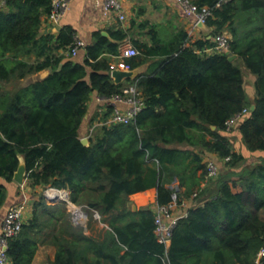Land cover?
Returning a JSON list of instances; mask_svg holds the SVG:
<instances>
[{
    "label": "trees",
    "instance_id": "obj_1",
    "mask_svg": "<svg viewBox=\"0 0 264 264\" xmlns=\"http://www.w3.org/2000/svg\"><path fill=\"white\" fill-rule=\"evenodd\" d=\"M191 1L211 8L212 37L231 33L229 51L199 52L213 47V39L186 46L185 30L165 41L156 25L141 23L150 25L152 44L134 39L139 54L127 64L135 69L150 57L159 59L147 73L116 84L111 61L103 57L120 53L119 41L129 30L112 31V38L97 32L83 63L66 60L55 50L73 45L72 26L55 43L52 35L39 37L54 0H5L0 8V208L8 195L2 180L14 181L23 156L29 186L67 189L89 216L87 226L76 224L64 204L51 205L41 194L33 217L10 240V264H32L41 233L51 235L58 248L52 264H257L264 245V156L238 171L248 157L234 150L224 133L238 131L246 152L264 154V0ZM230 54L237 58L229 60ZM242 66L255 76L253 100ZM46 69H51L46 78L17 87ZM127 82L137 84L145 100L136 121L98 126L90 144H83L80 128L92 95L110 98ZM245 108L248 114L228 127ZM108 110L106 118L112 107ZM206 152L225 160L215 182L207 180ZM175 181L179 186L172 187ZM154 187L158 205L171 203L175 193L179 204L182 196L198 193L174 228L170 246L156 234L155 207L132 206L131 195ZM96 212L108 226L100 236L87 233Z\"/></svg>",
    "mask_w": 264,
    "mask_h": 264
},
{
    "label": "crops",
    "instance_id": "obj_2",
    "mask_svg": "<svg viewBox=\"0 0 264 264\" xmlns=\"http://www.w3.org/2000/svg\"><path fill=\"white\" fill-rule=\"evenodd\" d=\"M123 4L125 8L126 19L120 20L116 14L107 12L104 6V0H71L70 8L59 23L51 22L47 15L43 16L39 37L52 35L54 39L53 42L55 43L61 31L67 26H72L75 30V39L78 38L82 40L85 43V46L79 50V53L76 56H72L70 54V46L66 49L62 48L55 50V54L57 56L63 55L66 57V60L72 59L79 63H83L85 61L88 55L87 46L95 41L94 35L97 32H102L103 35L104 32H107L108 36H104L112 38V31H117L119 29H125L127 31L129 30V36L124 41H119L120 49L122 46L133 45L134 39L145 41L151 45L152 40L148 35L151 24L157 26V32L159 36H161L165 41L175 38L177 31L182 29L185 30L189 35V40L186 42V46H192L197 40L210 39L209 34H206L197 25L196 17L188 16L182 4L178 0H123ZM4 5L5 0H0V8ZM134 21L136 22V25H132V22ZM145 22H148L150 25L148 24L147 27L140 26L141 23ZM211 39H213V37ZM103 58H107L111 62L115 61L114 56L110 54H105ZM31 59H36V55L33 54ZM158 59L159 57H150L147 62L142 65V73H147ZM242 68L248 79V84L246 85L248 95L250 99L253 100L256 96L255 76H253L244 66H242ZM49 70L51 72V69ZM42 72L22 79L16 84L17 87L28 85L32 78L37 79L43 74ZM108 106V98L106 99L101 97L98 93H94L92 95L88 112L80 128L81 138H88L90 141V137L96 131V128H98V126L101 124H106L104 121L106 119V114L109 112ZM107 118L111 119L110 113ZM224 134L228 135L230 138H234L236 136V138L242 141L241 135L236 130L233 133ZM244 149L245 151L243 152L245 153V146ZM199 150V148H196V151ZM253 154L254 155L252 156V153L250 152L245 153L248 158H260L264 156V154L261 153ZM203 156V161L206 164L209 161H215L218 164L221 163L220 166L222 167V164L225 163V160H221L215 153L206 152ZM259 160L260 159L257 161ZM200 174L201 171H199V175ZM2 181L8 189V195L4 205L0 208V230L3 220L9 209L20 202H26L28 209L30 208V211L27 210L26 222L30 220L33 217V212L31 211L34 207V204L40 199L41 196V192H39V188L41 187L33 188L27 184V180L23 185H20L16 181ZM179 183V181H175L172 186H179ZM206 184V181H204L202 183V188H204ZM180 190L184 195L186 188L182 187ZM67 192L70 193L69 190H67ZM157 194L158 190L154 187L131 195L130 198L132 200L133 208L139 209L141 207L154 206L156 209L158 206ZM190 196L182 197L183 200L188 201L190 200ZM194 204L195 200L191 201V206ZM184 210V208L179 206L176 209V213L184 212ZM88 222L89 221L87 220L85 226L88 225ZM107 227L108 226L100 219L94 218L91 220L90 228L87 229V233L94 236H100ZM45 231L49 232L50 228H46ZM40 236L42 240L39 242V246L32 264H52L55 260L58 248L52 243L51 235L41 233Z\"/></svg>",
    "mask_w": 264,
    "mask_h": 264
},
{
    "label": "built area",
    "instance_id": "obj_3",
    "mask_svg": "<svg viewBox=\"0 0 264 264\" xmlns=\"http://www.w3.org/2000/svg\"><path fill=\"white\" fill-rule=\"evenodd\" d=\"M188 16H194L199 22L207 23L209 17L212 15V10L208 6H198L191 0H178ZM71 0H54L52 11L48 19L53 23H59L63 16L70 8ZM104 6L107 12L116 14L120 20L126 19L125 8L123 0H104ZM232 36L228 32H222L213 37L215 45L210 48H205L199 52H206L208 54L228 52L230 49V42ZM85 46V43L80 39H75V42L70 46V54L76 56L79 50ZM138 49L133 45L122 46L120 53L114 56L115 61L110 63V74L116 69H131L127 64L126 59L138 55ZM108 104L112 107L110 116L115 124H130L136 121L137 115L145 107V100L142 91L135 83H125L120 91L108 98ZM249 108H245L242 112L237 114L234 118L228 121V127H232L239 120L248 114ZM207 178H214L217 176L219 167L215 161L208 163ZM175 187V185H173ZM46 197L50 200H58L62 198L68 204V210L72 214L76 224L85 225L88 220V213L84 207L73 203L70 200V193L67 189H58L55 187H48ZM198 193L195 192L190 200H183L181 204L178 203L177 194H174V200L167 205H158L156 210V234L160 242L168 246L169 240H172L173 230L178 221L187 216L188 208L191 207V201L195 200ZM181 206L184 212L176 213V209ZM28 206L26 202H20L12 206L7 212L0 230V264H10V256L8 253L10 240L19 236L24 224L26 223V214ZM95 218L100 219V214L95 213ZM257 264H264V245L260 249L257 259Z\"/></svg>",
    "mask_w": 264,
    "mask_h": 264
},
{
    "label": "water",
    "instance_id": "obj_4",
    "mask_svg": "<svg viewBox=\"0 0 264 264\" xmlns=\"http://www.w3.org/2000/svg\"><path fill=\"white\" fill-rule=\"evenodd\" d=\"M198 26L206 33L209 34V38H212V27H210L207 23L199 22ZM104 35L108 36L107 32H104ZM237 58L236 54H230L229 55V60H234ZM42 72V71H41ZM143 72V67H137L135 69H116L111 73V76L116 84H122L126 82L129 79H136L139 75H141ZM43 74L38 77L37 79L32 78L31 82L37 81V80H42L46 78L51 72L49 69L43 70ZM30 82V83H31ZM256 109V105L252 104L251 110L254 111ZM213 129H216V126H212ZM82 143L88 146L90 144V141L88 138H82ZM26 173H27V165L25 158L23 156L20 157V165L18 167V170L14 174V181L19 183L20 185H23L27 178H26ZM173 187V186H172ZM177 190H179V187H177ZM135 209V208H134ZM172 243V240H169L168 246H170Z\"/></svg>",
    "mask_w": 264,
    "mask_h": 264
},
{
    "label": "rangeland",
    "instance_id": "obj_5",
    "mask_svg": "<svg viewBox=\"0 0 264 264\" xmlns=\"http://www.w3.org/2000/svg\"><path fill=\"white\" fill-rule=\"evenodd\" d=\"M226 32H227V31H226ZM228 33H229V32H228ZM229 34L231 35V33H229ZM231 36H232V35H231ZM104 122H106V124H108V125L114 124V122H113L112 119H110V118H106ZM100 126H102V124H101ZM231 139H232L233 144H234V150H237V151L243 153V151H245V149H244V145H243L242 141L239 140L238 138H236V136H235L234 138L232 137ZM245 153H246V152H245ZM258 159H260V158H255V157H253V158H249V159L247 158V159L245 160V162H243L242 167H240V168L237 169V170L240 171L243 167L248 166V165H252V166H253V164H255L256 162H258V161H257ZM220 165H221V163L218 164L219 171H218L217 176L214 177V178H212L211 180L209 179V183H210V181L215 182V181L220 177V174H221L223 168H225V167H224L225 164H222V167H221ZM207 179H208V178H207ZM206 182H207V181H206ZM47 189H48V187H41V188H39V192H41V194H43V195L46 197L45 193H46ZM214 190H216V189H214ZM214 190H213V191H214ZM46 201H47L49 204H51V205H56V204H59V203L64 204L65 207H66V209H67V211L69 212V210H68V204H67L66 201H64L62 198H59L58 200L55 201V200H50V199H48V198L46 197ZM29 206H31V205H29ZM33 209H34V207H33ZM33 209H32L31 212L34 213V210H33ZM28 210L30 211V208H29Z\"/></svg>",
    "mask_w": 264,
    "mask_h": 264
}]
</instances>
